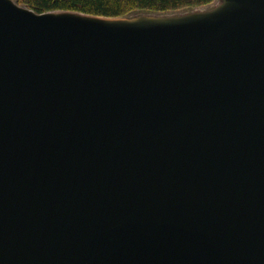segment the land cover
I'll use <instances>...</instances> for the list:
<instances>
[{
    "label": "water",
    "instance_id": "water-1",
    "mask_svg": "<svg viewBox=\"0 0 264 264\" xmlns=\"http://www.w3.org/2000/svg\"><path fill=\"white\" fill-rule=\"evenodd\" d=\"M73 14L0 0V264H264V0Z\"/></svg>",
    "mask_w": 264,
    "mask_h": 264
},
{
    "label": "trees",
    "instance_id": "trees-1",
    "mask_svg": "<svg viewBox=\"0 0 264 264\" xmlns=\"http://www.w3.org/2000/svg\"><path fill=\"white\" fill-rule=\"evenodd\" d=\"M215 0H18V3L43 12H74L107 18H124L135 13L180 12L185 9L204 7Z\"/></svg>",
    "mask_w": 264,
    "mask_h": 264
},
{
    "label": "rangeland",
    "instance_id": "rangeland-1",
    "mask_svg": "<svg viewBox=\"0 0 264 264\" xmlns=\"http://www.w3.org/2000/svg\"><path fill=\"white\" fill-rule=\"evenodd\" d=\"M16 5H21L18 0H11ZM228 0H215L214 3L206 5L204 7L185 9L180 12H170V14L164 13H135V15L122 18V23L126 24H147L148 22H158V21H170L174 19H192L193 17H204L206 15H211L223 9ZM23 6V5H21ZM124 21V22H123Z\"/></svg>",
    "mask_w": 264,
    "mask_h": 264
},
{
    "label": "bare ground",
    "instance_id": "bare-ground-1",
    "mask_svg": "<svg viewBox=\"0 0 264 264\" xmlns=\"http://www.w3.org/2000/svg\"><path fill=\"white\" fill-rule=\"evenodd\" d=\"M57 15H64V14H57ZM67 16L69 14H66ZM73 16H77L76 18H80L84 21H87V22H92V23H98V24H108V25H112V23L114 22V19L112 20H108V19H104V18H95V17H91V16H84V15H80V14H77V15H74ZM124 22V21H123Z\"/></svg>",
    "mask_w": 264,
    "mask_h": 264
}]
</instances>
